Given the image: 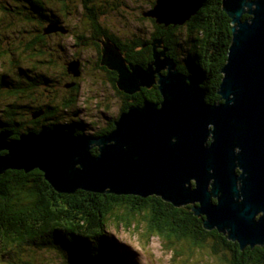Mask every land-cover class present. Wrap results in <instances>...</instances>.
I'll use <instances>...</instances> for the list:
<instances>
[{
	"label": "water",
	"instance_id": "obj_1",
	"mask_svg": "<svg viewBox=\"0 0 264 264\" xmlns=\"http://www.w3.org/2000/svg\"><path fill=\"white\" fill-rule=\"evenodd\" d=\"M222 4L233 28L220 104H206L200 83L177 70L161 39L146 68L128 65L108 43L102 65L117 73L119 91L133 96L157 85L160 104L132 106L98 139L40 132L12 140L3 131L0 176L38 170L60 194L156 196L175 208L193 206L206 231L228 235L241 250L264 246V0ZM202 6L201 0H155L142 17L177 28ZM57 32L66 33L56 24L44 30ZM68 71L78 78L80 63L71 62Z\"/></svg>",
	"mask_w": 264,
	"mask_h": 264
},
{
	"label": "trees",
	"instance_id": "obj_2",
	"mask_svg": "<svg viewBox=\"0 0 264 264\" xmlns=\"http://www.w3.org/2000/svg\"><path fill=\"white\" fill-rule=\"evenodd\" d=\"M12 1L16 4L9 3V7L14 8L5 7V11L11 10L16 15H22L20 11H28L27 16L23 15L25 21L30 22L28 20L36 18L40 25L39 29L29 32L32 33L30 36L34 37L30 43L22 45L24 47L22 52L25 57L32 56L30 61L36 64L33 70L40 69L37 65L48 67L41 68L42 73L34 71L30 75L19 69V73L12 76L10 67L16 63L13 60L15 55L13 48H16L17 41L11 44L10 49L0 51L1 65L7 62V65H4L7 68L3 67L0 73V101L2 98L16 99L15 102L8 103L0 109V129L1 132H10L12 140L36 128L32 125L34 120L43 118V115L34 119L30 116L32 113L47 108V117L50 118V114H55L57 110L64 108L62 105L59 106L61 104L59 102H56L55 106H53L55 102L44 105V101L35 99L30 94L40 89L48 95L46 102L60 96L54 95L56 87L61 86L57 77V74L61 75V70L60 73L57 72L59 70L57 66L60 64L62 69L61 63L65 62L66 49L62 46L56 52H51L46 48L45 43L50 39L46 36L58 34L62 39L63 36L70 34V31L61 25L59 19L63 20L71 15L72 8L69 4L72 3L77 5V10L80 8V14L87 20L89 27L86 36L83 34L72 36L76 47L87 51L96 49L98 45H94L95 40L104 35L109 43L119 49L128 65L146 68L153 61L151 48L148 46L161 39L167 56L174 60L177 70L200 82V88L206 95V104L221 103L218 92L223 79L222 68L226 64L232 43L233 28L230 19L223 11L222 0H201L202 9L182 27L186 36L182 39L183 47L177 37L181 28L166 29L157 26L151 19L148 20L154 31L148 41L137 37L122 41L109 33L102 27L100 20L108 15L109 6L112 11L121 7L118 0L101 5L97 0H57V3L55 0ZM53 2H55L54 6H57L58 16L55 12L52 13L50 4ZM154 4L155 1L152 7ZM249 19L247 14L243 16V20ZM51 24L63 28L66 33L44 34V30ZM16 26L10 24L5 26L2 31L8 34L0 38V41L7 39L12 30L17 31ZM144 46H147V49H143ZM179 49L180 53H178ZM55 58L60 59V62ZM3 60L5 61L2 62ZM20 76L27 79V83L30 84L23 83V87L18 86V79L12 78H20ZM115 83L116 81L112 83L113 89L129 100V102L125 101L127 105H122L120 114L128 111L132 106L161 102L157 88L154 91L142 89L139 93L128 97L119 91ZM19 102L26 104L19 105ZM73 125L74 123L65 126L56 124L54 127L55 130L67 131ZM114 128L112 123L111 129L105 134L112 132ZM80 134H84V130L80 131ZM94 151L96 155L97 150ZM120 209L124 211L123 216H127L126 220L148 211L146 212L149 225L147 229L170 245H172L170 240L175 238L178 242H185L192 253V250H198L205 246L206 242H210L208 247L213 255L217 256L225 252L223 256L225 264H264V246L241 250L238 243L228 239V235L217 231H206L203 228L204 218L194 215L193 206L175 208L156 196L142 199L81 190L74 194H60L46 182L44 175L38 170L28 174L22 171H7L0 176V264H16L15 259L27 249L61 253L71 264H135V257L127 250L122 253L108 233L109 220L115 217ZM125 219L118 218L120 225L127 227L128 222Z\"/></svg>",
	"mask_w": 264,
	"mask_h": 264
},
{
	"label": "rangeland",
	"instance_id": "obj_3",
	"mask_svg": "<svg viewBox=\"0 0 264 264\" xmlns=\"http://www.w3.org/2000/svg\"><path fill=\"white\" fill-rule=\"evenodd\" d=\"M118 1H120L121 7L112 11L109 6L108 10L110 11L107 12L108 15L102 17L100 20L102 27L122 41L129 40L134 37L148 41L154 29L148 19L142 18V14L152 9V3L155 0ZM55 2L57 3V0H55ZM55 2L50 5L52 13L55 12L58 16V12L56 11L57 6H54ZM97 2L101 5L106 2L112 3L114 1L97 0ZM9 3H12L13 5L16 4V2L12 0H0V38H3L8 34L2 30L9 24L11 26L17 25V31L12 30L7 39L4 38L3 41H0V51L3 52L10 49L12 47L11 44H14V42L17 41V50L16 48H13V52L15 53L13 60L16 61V63L13 67H10L12 70L11 75L14 76L16 72L19 73V69H22V71L30 75L35 71L33 70V67L36 66V64L35 62L30 61L32 56L25 57L24 52H22L24 51V47H22V45L25 46L27 41L34 37L32 35L30 36L32 33L29 32H34L36 29H39L38 26L40 25L36 18L28 20L30 22L25 21L23 15L27 16L28 11H20L22 15H16L11 10L5 11V7L8 9L14 8L9 7ZM69 6L72 8L71 15L63 20L60 18L59 22L70 31V34L63 36L62 39H60V37L50 38L47 40V43H45V46L47 49L49 48L51 52H56L59 47L63 46L66 49L67 55L71 57L74 47L72 36H74V34H83L86 36V30H88L89 27L87 20L80 14V8L77 10V5L75 3L69 4ZM14 11L18 12V10ZM43 27L44 26H42V28ZM182 27H177L181 28L179 33H177V37L180 39V43L183 47L184 41L182 39L186 36L184 34L185 29ZM106 42L107 44L109 43L108 41ZM150 48L152 53V46H150ZM159 50L161 51L162 49L158 48V51ZM180 52L181 50L179 49L178 53ZM79 56L84 59H90V57L94 56V53L92 51H86L83 53L79 50ZM56 60L60 62V59L57 58ZM4 61L5 60L2 62ZM4 65H7V62L3 65L0 63V73L3 71V67L7 68ZM37 67L40 69L48 68L41 65H37ZM57 68H60V64ZM30 69H32V71H30ZM85 69L88 70V67ZM5 70L8 71V69ZM39 70L35 72L42 73L41 70ZM57 77L59 78L60 74H57ZM12 79L16 80V77H13ZM17 79L18 86L23 87L24 84L21 82V76ZM92 82L94 85H92ZM81 85L78 106L82 111L81 121L85 127L84 131L86 135L95 131L98 126L105 128L107 122L111 121V124L115 123L120 116V105L123 103V106L127 105L129 100L120 96L113 88L110 89L105 83L97 84V82L89 79V75H84L81 78ZM59 89H62V87L60 86L55 89L57 94L61 92ZM34 98L45 101L48 99V95L39 89L35 93ZM15 101V98L8 100L2 98L0 101V109H3L8 103ZM18 104L21 105L26 103L19 102ZM27 106H29V104H27ZM38 113L39 112H37V114ZM96 120L97 123L94 122ZM211 141L212 140L210 139L208 142L210 143ZM192 184L194 185V182ZM214 203H216V200H214ZM121 210L122 209L117 212L118 215L116 214L115 217L113 216L110 218L108 223V233L111 236V239L118 245L122 253L127 250L135 257V264H225L223 261L225 252H222L217 256L213 255L208 247L210 242H206L205 246L199 248L198 250H192L191 253V249L187 247L188 245L185 242H178L173 237L174 239L170 240L172 241V245H170L169 242H165L166 240L164 241L161 237H158L157 234L150 233L147 229L149 225L147 222L148 217L146 212L148 211H144V214L140 216L127 218L126 220L125 218L127 216H123L124 211ZM118 218L125 219L128 222V226L126 227L123 224L120 225ZM15 262L16 264H71L69 259H67L64 255L62 256L61 253L38 251L34 249L25 250L21 255H19L18 259H15Z\"/></svg>",
	"mask_w": 264,
	"mask_h": 264
},
{
	"label": "flooded vegetation",
	"instance_id": "obj_4",
	"mask_svg": "<svg viewBox=\"0 0 264 264\" xmlns=\"http://www.w3.org/2000/svg\"><path fill=\"white\" fill-rule=\"evenodd\" d=\"M57 36L59 37L58 34H53V35L46 36V38L47 37L53 38V37H57ZM31 40H32V38L29 41H27L26 44L30 43ZM95 41L96 42H94V45H98V47H96V49L95 48L91 49V51L94 53V56L90 57V59L81 58L79 56V50L82 51L83 53L86 52L87 50L82 49V48L80 49L79 47H76L75 44L73 43L74 47H73V52H72L71 57H69L66 54L65 62L61 63L62 69L58 68L59 70L57 71V72H59L61 70V75L59 77V81L61 82L62 89H59L61 91L60 94H57V92L55 91L54 95H57V96L60 95V96L56 97L53 100H49L47 102L44 101L45 102L44 105L46 103L51 105V104H53V102H55V104L53 106L56 105V102H59V103H61L59 106L62 105L64 108L57 110L55 112V114L54 113L50 114L49 115V116H51L50 118L47 117V113H48L47 108L38 111L39 117H40V115L41 116L43 115L42 116L43 118H39V119H38V117L34 118V116L37 115V112L32 113L30 116H33L34 119H38V120H34V123L32 124L36 128L32 129V130H28V132L25 133V135L29 134V133L38 134L40 132H48V133L71 134V135L78 136V137H89L91 139H98V138H101V137L109 134V133L105 134V132H107L109 129H111V125H112L110 123L111 121L107 122L105 128H102L100 126L96 127L97 129L95 131H93L92 133H90L89 135H86L85 131H84V134H80V131L85 130V127L83 126L82 121H81V112L82 111L78 106L79 97H80L79 92L81 91V86H82L81 85V78L84 75H89V79L97 82V84L105 83L106 85L109 86L110 89L113 88L112 83H114L116 81L115 85L117 87V79H118L117 73L109 70L108 68H106L105 66L102 65V59H103L105 47L108 45L106 42L107 40H106L104 35H101ZM148 47L150 48V46H148ZM163 48H164V46H163ZM143 49H147V46H144ZM76 61L80 63V68H81V75L78 78H75L68 71V64H70L71 62H76ZM86 67H88V70L85 69ZM37 73H40V72H37ZM16 74H17V72H16ZM16 74H14V76ZM162 74L165 75L166 71L162 72ZM16 79H17V77H16ZM22 81H23L22 83H24V84H26L28 82V80L25 78H22ZM29 84L30 83H27V85H29ZM92 85H94L93 82H92ZM58 87H60V86L58 85L56 88H58ZM156 88H157V85L153 86L152 89H148V90L154 91V90H156ZM33 89H35V88H33ZM34 91H33V94H30V96L34 97V94H35ZM64 105H67L66 106L67 108ZM122 105H120L121 108H122ZM0 116H1V113H0ZM94 122L97 123V120ZM71 123H74V125L72 126V128L70 130L69 129H67V131L55 130L54 125H56V124H62L63 126H65V125L71 124ZM0 132H1V129H0ZM94 150H97V148L92 149L93 155H95V153H96ZM2 153H3V155L6 154L5 152H2ZM97 154H98V150H97ZM238 172H240V171H238Z\"/></svg>",
	"mask_w": 264,
	"mask_h": 264
},
{
	"label": "bare ground",
	"instance_id": "obj_5",
	"mask_svg": "<svg viewBox=\"0 0 264 264\" xmlns=\"http://www.w3.org/2000/svg\"><path fill=\"white\" fill-rule=\"evenodd\" d=\"M123 259V258H122ZM126 259V258H125ZM124 261V260H123Z\"/></svg>",
	"mask_w": 264,
	"mask_h": 264
}]
</instances>
